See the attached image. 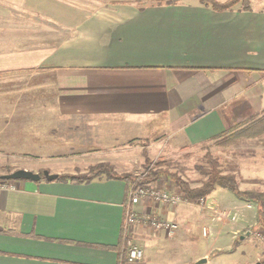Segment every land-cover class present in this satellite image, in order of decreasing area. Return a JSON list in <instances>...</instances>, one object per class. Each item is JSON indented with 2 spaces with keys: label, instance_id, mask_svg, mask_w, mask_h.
I'll list each match as a JSON object with an SVG mask.
<instances>
[{
  "label": "crops",
  "instance_id": "0c3cea01",
  "mask_svg": "<svg viewBox=\"0 0 264 264\" xmlns=\"http://www.w3.org/2000/svg\"><path fill=\"white\" fill-rule=\"evenodd\" d=\"M170 2L0 0V79L34 89L29 98L0 97V160L22 158L27 165L14 169L43 176L48 169H33L29 154L51 152L55 136H77L84 138L80 146L105 154L98 163L122 175L119 154L127 148L119 138L154 137L153 151L194 147L259 116L264 7L250 0L248 10L217 12L198 0ZM53 97L58 108L39 114L37 105L49 106ZM92 137L114 145L94 149ZM90 167L48 171L59 178ZM58 178L0 182L13 184L0 189V264H163L154 251L172 237L139 219L178 225L179 214L146 198L131 206L138 220L129 226L127 179ZM131 244L141 260H128ZM218 257L206 251L171 264H213Z\"/></svg>",
  "mask_w": 264,
  "mask_h": 264
},
{
  "label": "rangeland",
  "instance_id": "374dc122",
  "mask_svg": "<svg viewBox=\"0 0 264 264\" xmlns=\"http://www.w3.org/2000/svg\"><path fill=\"white\" fill-rule=\"evenodd\" d=\"M252 1L253 7H264V0ZM33 91L34 89L26 86L24 81L11 84L6 79H0V97L24 96L29 98L33 97ZM37 96L40 97L43 94L37 93ZM55 98L53 97L54 103L49 106L37 105L38 113L45 114L47 107L56 110L58 105ZM20 107L27 108L28 106L21 104ZM263 115L264 111L256 118ZM119 123L123 127V122ZM118 127L120 128L119 125L117 129ZM235 130L237 129L227 133ZM227 133L199 146L185 147L177 144L169 150L168 147L162 150H159L161 147H156L154 151L150 150L154 137L140 140L133 138L129 141L130 143L127 142L128 138H119L117 144L126 143L121 147L127 148V152L119 154L120 160H125L119 161L121 168L118 171H123L122 175L129 174L128 176L137 178L158 174L159 179L153 181L152 178L150 183L145 185L154 186L170 195L182 198L177 205H163L167 211L179 214L180 222L176 234L170 236L172 239H166L161 246L155 248L154 255L157 262L171 264L192 261L200 254L209 251L219 256L218 259H213V264H264V210L259 204L238 199L228 190L219 187L209 197L203 198L204 203L201 202L202 199L195 202L186 201L175 180V178L180 179L194 189L200 188L209 178L211 162H215L221 175L235 177L240 192H256L264 197V133L261 132L259 136H256L257 132L253 134L249 132L248 136L237 137L236 135L230 140L225 138ZM96 138L97 142V139L93 138L96 142L94 149H107L110 145H114L110 142L112 138ZM99 139L102 140L101 143ZM52 140L54 146L51 152L29 154L32 158L29 163L32 164L33 169L61 170L73 167L83 169L87 164L95 166L103 163H98L97 160L102 159L105 154L100 151H89L90 148L87 145L80 146L84 138L55 136ZM177 147H181V150ZM84 150L89 152H83ZM37 157H40L42 161ZM47 157H53L56 160H45ZM0 161V175L9 174L6 172L8 168H12V172L19 169H14L13 164L27 165L26 161L19 157ZM126 161V164L123 163ZM187 220L190 223L193 222L190 229H187ZM205 227L209 236L202 234Z\"/></svg>",
  "mask_w": 264,
  "mask_h": 264
},
{
  "label": "trees",
  "instance_id": "16d2710c",
  "mask_svg": "<svg viewBox=\"0 0 264 264\" xmlns=\"http://www.w3.org/2000/svg\"><path fill=\"white\" fill-rule=\"evenodd\" d=\"M202 5L210 7L214 11L223 12L235 10L239 7V10H248L250 7V0H226L225 2H220L217 0H198ZM239 5V6H238ZM237 130L227 133L225 138L232 139L236 135L238 136H248L250 134L256 133L259 136L261 132L264 133V115L260 118H253L248 124L243 127L236 128ZM211 170L208 173L209 178L205 181L200 188H191L187 183L176 179V183L179 187L181 194L186 201L195 202L203 198L209 197L217 187L223 188L234 194L238 199L248 200L250 202L259 204L261 209L264 210V197L259 193L254 192H240L236 183V179L232 175L223 176L217 170V163L211 162ZM13 169H6L7 173H12ZM42 175V172H41ZM119 175L115 172L113 166L109 163H101L89 168V170L83 174L75 175H62L58 179L65 182H71L76 184L90 183L96 179H114V178H125L128 180L129 187L133 184L136 186H141L150 183V179L156 181L159 179L158 174H149L147 177H137L132 178L131 176ZM1 177V175H0ZM0 182L2 180L0 179ZM152 182V181H151ZM247 198V199H246Z\"/></svg>",
  "mask_w": 264,
  "mask_h": 264
},
{
  "label": "built area",
  "instance_id": "2783aa9c",
  "mask_svg": "<svg viewBox=\"0 0 264 264\" xmlns=\"http://www.w3.org/2000/svg\"><path fill=\"white\" fill-rule=\"evenodd\" d=\"M8 182L9 181L4 184H1L0 187L2 189L7 187H13V184L11 182L9 184ZM146 198H151L155 202L164 205H177L182 199L180 197L170 195L169 193L151 185H133L129 191L130 205L126 214V225L130 226L138 220L136 214L132 212L131 206L142 203ZM201 202L204 203L205 199H202ZM139 220H141L145 225L151 226L152 229L164 231L168 236L173 235L178 230V225L174 222L154 220L147 217H142ZM203 234L204 236L208 235L206 229H204ZM142 258L143 252L136 245L131 244L129 246L128 260L130 262H135L141 260Z\"/></svg>",
  "mask_w": 264,
  "mask_h": 264
},
{
  "label": "water",
  "instance_id": "95a60500",
  "mask_svg": "<svg viewBox=\"0 0 264 264\" xmlns=\"http://www.w3.org/2000/svg\"><path fill=\"white\" fill-rule=\"evenodd\" d=\"M45 178L48 181H53L58 178V175H52L48 171L43 172V176L41 174H37L31 171H27L25 169L16 170L10 174H5L0 177L1 180H30V181H40L42 178ZM206 260H202L199 264L205 263Z\"/></svg>",
  "mask_w": 264,
  "mask_h": 264
}]
</instances>
